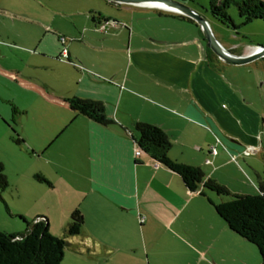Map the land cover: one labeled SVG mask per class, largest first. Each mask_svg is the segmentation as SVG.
Segmentation results:
<instances>
[{
	"label": "rangeland",
	"instance_id": "obj_1",
	"mask_svg": "<svg viewBox=\"0 0 264 264\" xmlns=\"http://www.w3.org/2000/svg\"><path fill=\"white\" fill-rule=\"evenodd\" d=\"M18 2L20 0H0L1 24L2 21L8 20V17L5 19L6 15L1 7L6 6L7 3L15 5ZM23 2L29 3L31 0H23ZM37 2L49 10V12L43 11L40 7L37 11L39 19L46 18L47 14L48 16L54 14L56 23L65 17L66 20H70L71 25H79L84 22L85 17L90 18L91 9L109 10L103 0H37ZM177 2L188 4V8L206 20L215 38L225 48H232L233 53L248 56L254 53L253 49L258 51L260 47H264V21L254 20L244 24L235 4L230 6L228 13L237 29L223 25L212 16L209 0H177ZM2 4L4 5L1 6ZM157 5H150L157 8L151 11L163 12ZM112 12L116 15L114 21L117 25H111L110 28L118 27L120 30L124 24L121 20L125 17L122 12ZM152 12L138 11L133 14L135 40L136 37L147 36L158 40H179L194 34L195 28H199L200 40L206 50L204 33L195 21L194 25L184 23L178 21L180 20L177 19L178 16L172 14L163 15L177 21L166 17L158 18ZM175 14L182 16L179 12ZM22 15L27 14L23 12ZM92 16L94 17L93 14ZM9 19L13 20L12 17ZM110 34L112 35L113 32ZM134 44H137V41H134ZM0 45L4 51H12L3 62L9 68L18 67L20 57L13 52L16 48L4 47L16 46L6 41H0ZM196 50L195 46L180 47L176 49L175 54L183 56L192 52L194 55ZM167 51H165L166 55L164 53L167 61L165 64H159L160 66L170 67L171 63L175 62L174 66L177 69L187 67L184 61L180 63L178 60H170L171 51ZM114 52L110 49L104 50V63L119 68L120 64L123 65V61H114ZM82 53L88 61L95 59L92 51L83 49ZM209 55L210 59L217 60L216 63L212 60L216 69H218L217 63L225 64L216 55L210 53ZM109 58L113 60L110 62L107 60ZM137 63L139 62L136 61L134 67L138 66ZM110 64L104 65L111 68ZM79 69L83 71L86 67L79 63ZM224 70L226 73L224 75L221 73L222 80L214 76L213 80L209 81L216 92V98L221 96V86L225 81L235 89L242 90L241 97L249 102H255L256 107L262 109V119H264V58L240 66L225 64ZM46 75V70L42 68L33 76L41 81ZM2 83L0 79V85ZM37 101V106H34L27 116L15 115V123L11 120L5 121L0 115V163L4 166V174L9 182V187L0 191L1 231L7 234L25 235L28 229L26 222H32L37 217H45L50 225V233L62 237L72 213L79 209L85 216L83 232L100 241L102 248H96V245L88 255L80 256L74 247H68L62 264H112V260L118 257L112 255L111 250L117 246L122 247L124 252L129 254L128 257L133 259V264H137L138 260H142L141 264H261L258 248L232 231L229 232L226 223L208 201L212 198L214 203L227 202L232 199L230 196L218 197L209 190H204L205 195H202L201 191L191 193L185 189L178 176L165 168L158 170L155 164L143 167L140 171L141 181H145V184L150 181L147 199L151 200L143 203L142 217L140 218L136 212L128 214L126 212L122 215V219L119 218L120 214L116 213L111 201L89 183L85 135L82 136L84 123L79 121L73 124L71 121L73 113L49 104L45 98H38ZM0 103L4 104L1 100ZM6 105L11 104L6 103ZM20 118H22L21 123L18 122ZM257 118L248 108L241 117L243 125L238 121L235 125L236 130L241 125V130L246 136L257 137L255 146H246L240 158H234L226 149L225 153L222 147L218 149L216 142L213 146L215 155L217 149L220 152L217 161L214 158V162H205L203 153H205L204 157L207 156L208 149L200 152L201 148L196 149L194 146L191 150L190 144L183 153L174 151L175 157L199 167L205 174L206 181H215L225 186L231 193L256 195L252 194L255 192L252 185L256 186V193H259L260 183L264 184V130L261 129V122ZM67 124L72 125L67 134L55 147H51L50 139ZM201 127L199 125V128ZM199 130L200 134L197 137L192 135L193 137L190 138L192 143L197 142L200 137L203 138V130ZM135 134L137 137L136 131ZM18 139H22L23 142L17 143ZM186 141L191 143L189 139ZM232 141L236 140L232 139ZM174 176L182 183L173 180ZM38 177L45 178L39 180ZM103 189L108 191L106 189L109 188ZM144 216L149 217L146 223Z\"/></svg>",
	"mask_w": 264,
	"mask_h": 264
},
{
	"label": "crops",
	"instance_id": "obj_2",
	"mask_svg": "<svg viewBox=\"0 0 264 264\" xmlns=\"http://www.w3.org/2000/svg\"><path fill=\"white\" fill-rule=\"evenodd\" d=\"M32 1L25 3L20 0L19 5L18 3L1 5H4L1 9L8 20L0 23V41L16 46L4 47L16 48L13 52L20 57V64L18 67L9 68L3 59L8 58L12 51H4L0 45V79L3 81L0 85V100L4 103H0V115L5 121L11 120L15 123V115L27 116L29 111L37 106L38 98H45L49 104L73 113L71 120L73 124L79 121L84 123L82 136L85 135L89 183L111 201L116 213L120 214L119 218L122 219L126 212L127 214L136 212L141 218L143 203L151 202L147 199L150 181L146 184L145 181H141V168L155 164L158 170L165 168L170 171L146 153L136 156L139 149L134 139L137 123L161 127L172 142L170 156L188 165L192 163L185 160L182 162L181 158L175 157L174 151L183 153L189 144L191 150L194 146L196 149L201 148L200 152L208 149L207 156L204 157L203 153L205 162H214V158L217 161L220 147L224 152L226 149L234 158H240L246 146H255L257 137L246 136L241 130V125L238 126V130L235 125L237 121L243 125L241 117L249 108L258 117L261 129L264 130L263 111L256 107L255 102H249L241 97L242 90L235 89L225 81L221 86V98H216V92L209 81L213 80L214 76L223 79L221 73L222 75L226 73L225 64L217 63L218 69L213 66L212 60L214 63L217 60L210 59L209 53L204 50L199 28H195L194 34L179 40H158L150 36L136 37L135 40L133 14L138 11L152 12L151 9L157 10L156 7L103 0L109 10L91 9L90 18L85 17L84 22L79 25H71L70 20H66L65 17L56 23L54 14L50 16L47 14L46 18L39 19L37 11L40 7L43 11L49 10L37 0ZM162 10L163 12L158 10V13L157 11L152 13L158 18H165L163 14L179 15ZM112 11L122 12L125 17L121 20L124 24L120 30L118 27L110 28L117 25L114 21L116 15ZM23 12L27 15H22ZM9 17L13 20L11 21ZM166 18L177 21L174 18ZM178 21L194 25L187 19ZM62 38H65L64 42ZM134 41H137V44H134ZM193 46L197 49L194 55L192 52L183 56L175 54L177 48ZM83 49L92 51L95 54V61L86 60L82 53ZM105 49L114 50V61H123V65L113 68L110 63H104ZM64 50L67 54L63 52ZM167 50L171 51L170 60H178L180 63L184 61L187 67L182 69L180 65L181 68L177 69L174 66L175 62H172L170 67L160 66L159 64H165L167 61L165 57ZM107 60L111 62L113 58ZM135 60L142 65L137 63L138 66L134 67ZM79 63L86 69L81 71ZM104 64H110L111 68ZM42 68L46 70L47 75L40 81L33 75ZM72 97L103 102L108 117L114 123L103 126L78 114L65 102V99ZM6 103L11 105L7 106ZM21 120L22 118L18 119V122L21 123ZM198 124L202 127L199 128ZM70 126L72 125H63L60 132L50 139L51 147H55L64 138ZM199 129L203 130V138L200 137L197 142L192 143L190 138L192 135L197 137L200 134ZM188 139L191 143L186 141ZM214 142L218 146L216 155L213 150ZM170 172L180 178L176 173ZM173 180L183 182L175 176ZM184 187L188 190L185 185ZM252 187L255 190L252 194H258L256 186ZM103 188L109 189L105 191ZM211 200L214 201L212 198ZM145 218L144 223L149 217ZM84 226L85 223L80 235L67 239L68 247H74L80 256L88 255L96 245L98 246L96 248H102L100 241L83 232ZM111 252L118 257L112 260V264L134 263L122 247L117 246ZM141 261L135 263L141 264Z\"/></svg>",
	"mask_w": 264,
	"mask_h": 264
},
{
	"label": "trees",
	"instance_id": "obj_3",
	"mask_svg": "<svg viewBox=\"0 0 264 264\" xmlns=\"http://www.w3.org/2000/svg\"><path fill=\"white\" fill-rule=\"evenodd\" d=\"M209 2L212 16L223 25L234 29L238 27L228 13L232 4L237 6L244 24L254 20L264 21V0H209ZM178 18L194 22L183 16L178 15ZM206 51L215 55L207 46ZM230 51L234 52V50ZM65 102L78 114L100 125L110 126L114 123L108 117L106 107L101 101L72 97L65 99ZM135 131L138 136L134 139L142 153H146L156 162L179 175L188 191L191 193L201 191V194L205 195L206 189L219 197L232 198L227 202L214 203L211 199L208 201L233 233L258 248L261 264H264V184L260 183L259 193L256 195L231 193L225 186L215 181H206L205 174L199 167L174 160L170 156L171 140L161 127L137 123ZM16 142L21 143L23 140L18 139ZM38 179L44 180L42 177ZM8 187L4 166L0 163V191ZM26 224L28 229L25 235L7 234L0 229V264H62L65 250L69 246L67 239L80 235L84 216L79 209H76L70 217L63 237H56L50 233V225L45 217H37Z\"/></svg>",
	"mask_w": 264,
	"mask_h": 264
},
{
	"label": "water",
	"instance_id": "obj_4",
	"mask_svg": "<svg viewBox=\"0 0 264 264\" xmlns=\"http://www.w3.org/2000/svg\"><path fill=\"white\" fill-rule=\"evenodd\" d=\"M115 3L125 4H146L157 5L164 4L172 9H175L183 17L189 18L195 21L204 33L205 40L207 41V47L214 52V54L225 64L232 66H240L260 58H264V47H260L257 52L248 56L236 55L230 50L226 49L214 36L210 29L209 23L201 18L196 12L188 8L186 5L174 1V0H107Z\"/></svg>",
	"mask_w": 264,
	"mask_h": 264
},
{
	"label": "built area",
	"instance_id": "obj_5",
	"mask_svg": "<svg viewBox=\"0 0 264 264\" xmlns=\"http://www.w3.org/2000/svg\"><path fill=\"white\" fill-rule=\"evenodd\" d=\"M161 5V4H160ZM161 8V7H159ZM161 9H164V10H167V11H170V12H175V13H178L175 9H172V8H169V9H166V8H161ZM142 155V151L140 149L137 150L136 152V156L139 157Z\"/></svg>",
	"mask_w": 264,
	"mask_h": 264
},
{
	"label": "bare ground",
	"instance_id": "obj_6",
	"mask_svg": "<svg viewBox=\"0 0 264 264\" xmlns=\"http://www.w3.org/2000/svg\"><path fill=\"white\" fill-rule=\"evenodd\" d=\"M158 7H161V8H166V9H169L166 5H164V4H161V5H157ZM259 50V49H258ZM252 52H257V49L254 51V49H253V51Z\"/></svg>",
	"mask_w": 264,
	"mask_h": 264
},
{
	"label": "flooded vegetation",
	"instance_id": "obj_7",
	"mask_svg": "<svg viewBox=\"0 0 264 264\" xmlns=\"http://www.w3.org/2000/svg\"><path fill=\"white\" fill-rule=\"evenodd\" d=\"M107 1V0H106ZM110 2V1H109ZM62 41L64 42L65 41V38H62ZM206 41V40H205ZM207 42V41H206ZM64 53L67 54L66 50L63 51Z\"/></svg>",
	"mask_w": 264,
	"mask_h": 264
}]
</instances>
